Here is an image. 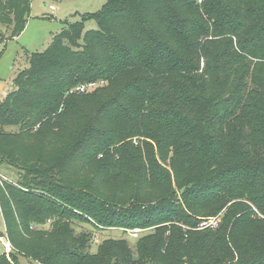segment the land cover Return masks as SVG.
Returning a JSON list of instances; mask_svg holds the SVG:
<instances>
[{"label": "trees", "instance_id": "16d2710c", "mask_svg": "<svg viewBox=\"0 0 264 264\" xmlns=\"http://www.w3.org/2000/svg\"><path fill=\"white\" fill-rule=\"evenodd\" d=\"M200 1L109 0L97 28L83 16L31 54L0 101V164L18 173L0 176V236L12 247L0 264H137L147 250L155 264H185L186 244L194 263L264 264V0ZM31 7L0 0L11 37ZM134 136L149 138L146 151L120 148ZM153 140L173 152L170 169ZM150 226L135 251L115 237L91 251L96 232Z\"/></svg>", "mask_w": 264, "mask_h": 264}, {"label": "rangeland", "instance_id": "374dc122", "mask_svg": "<svg viewBox=\"0 0 264 264\" xmlns=\"http://www.w3.org/2000/svg\"><path fill=\"white\" fill-rule=\"evenodd\" d=\"M108 1L109 0H32L30 16L28 18L24 30L19 35L11 37V28L0 25V32L4 33L0 35V101L3 100V98L10 91L15 89V77L18 75V73L31 67V54L33 52H42L46 50L51 44L55 34L60 32L68 24L70 25L76 21L82 20L83 16L85 17L84 21L86 30L97 28L98 24L94 17V14L102 11ZM198 4H201L200 0ZM51 6H53L54 9H52ZM199 39L201 40L200 37ZM201 65L203 67L204 61H202ZM107 83L108 82H106V80L104 79L92 82L88 85H85L87 87L86 92L94 91L97 88L105 86ZM76 90H78L77 87ZM147 141L150 140L145 136H134L128 139L129 145L122 146L120 148H125L132 152L135 151L133 149H138L141 152H144L146 151L145 143ZM152 142L153 145L150 146V149L156 155L158 162L160 163L159 167L170 169V164L173 160V152H170L165 149V153H160L161 150L158 143H156V141L154 140ZM257 143L258 141H255L253 139L249 142L251 147H253ZM246 148V143H238L237 152L239 158L244 154L243 149ZM161 155L165 158L161 159ZM115 156L117 168L125 164V162L121 161L118 158V155ZM99 158H102V156L99 155ZM177 163L181 165L183 162L182 160H178ZM134 165H136L135 162ZM157 170L160 169L158 168ZM0 176H4L5 179L16 180L18 177V173L14 167L5 164H0ZM177 194L178 198L181 199L183 197L181 192H178ZM207 218L208 219L204 221L207 222V224L215 220L216 225H218L220 222L223 221L222 215ZM215 222L213 221L212 223ZM74 225L78 232L89 231L93 229V227L88 223H80L76 221ZM182 225V223H176L175 226L178 227ZM48 226L49 224H46L45 226H43V228H47ZM177 227L174 229L169 228L166 230V244L163 252L164 254H167V245L172 244L171 253L173 254V258L172 260H170V263H173L176 259V251L173 249V245L176 246V244H174L175 242L171 239H173L174 235L176 234ZM155 228L156 226H150L146 228L139 227L140 231L138 237L132 236L131 231L133 229H126V231H124L125 228L123 227H111L110 229H104V231L100 233L96 232L95 240L93 241L91 251L96 252L98 250V244L103 239L108 237H115L119 239L124 238V240L127 241L128 246L133 251H135L137 247L136 238L152 233ZM0 230L5 231V222L2 216L1 208ZM11 248L12 247L6 237L0 236V253L6 251V253L9 254ZM185 248L188 253H184V263L198 264L197 262L194 263L192 261L193 252L192 248H189V244H186ZM150 256L151 253L149 252V250H147L145 252V256H140L141 258L137 260V264H155V262L151 260ZM9 258L17 262V264H43L39 260L23 255H19L18 258H15L10 255ZM114 264L123 263L121 260L114 259Z\"/></svg>", "mask_w": 264, "mask_h": 264}, {"label": "built area", "instance_id": "2783aa9c", "mask_svg": "<svg viewBox=\"0 0 264 264\" xmlns=\"http://www.w3.org/2000/svg\"><path fill=\"white\" fill-rule=\"evenodd\" d=\"M51 8L52 9H54V7L53 6H51ZM78 90H80V91H87L86 89H87V87L85 86V85H83V86H80L79 88H77ZM214 222H215V220H213ZM212 221V222H213ZM212 222H209L208 224H207V222H203L202 223V227H205V226H215L216 225V222L215 223H212ZM139 231H140V229L139 228H136V229H133L132 231H131V233H132V236L133 237H138L139 236Z\"/></svg>", "mask_w": 264, "mask_h": 264}]
</instances>
